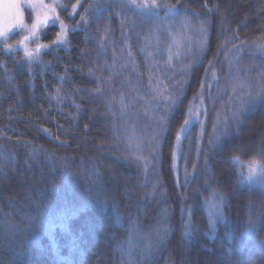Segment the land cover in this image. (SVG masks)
<instances>
[{"label": "trees", "instance_id": "trees-1", "mask_svg": "<svg viewBox=\"0 0 264 264\" xmlns=\"http://www.w3.org/2000/svg\"><path fill=\"white\" fill-rule=\"evenodd\" d=\"M80 2L87 7L92 0ZM158 2L176 4L177 0ZM206 2L208 7L213 3L220 5L231 30L239 32L241 39L264 43V33L258 28L264 24V0H180V10L169 12L163 21L175 35V42L161 36L159 44L155 36L145 40L143 32L139 38L135 31H124L122 35L121 18L114 12L109 18L112 9H102L99 18L92 19L87 28L74 29L80 16L69 17L68 12L77 0H61L58 5L68 8V12H64L62 7H57L61 19L69 27L67 43L59 46L49 43L60 30L59 23L49 24L39 41L27 42L31 49L36 43L49 44L41 50L39 58L32 61L31 71L23 48L17 45L5 49L0 39V152L3 153L0 165L11 177L10 181L0 179V225L6 221L19 224L23 217L20 204L25 200L24 190L31 188L32 195L36 196L49 181L55 185L48 193L49 206L59 211V215L68 217L66 222L57 223L51 232L29 236L27 241L22 239L23 233L13 235L12 231L0 229V264H121L122 257L127 264L129 255L139 259L135 241L129 243L127 240L129 216L138 214L141 230L148 232L155 223L157 211L165 203L162 200L165 193L157 191L149 195L151 182L147 187L142 186L143 176L137 180V167L130 163L135 159L132 152L137 151V145L138 154L148 156L147 140L154 127L153 106L157 104L152 99L157 77L161 89L168 85L164 95L180 93V103L169 113L173 123L169 145L163 149L165 163L161 170L162 187L168 197L166 203L172 209V231L168 235L167 249L157 254L155 264H165L166 260L181 264L184 259L188 264H264V226L245 235L247 203L251 199V215L255 218L264 204V196L260 195L258 185H244L241 175L242 165L252 161L258 166L264 165L257 148L264 132V107L257 104L245 112L241 122L231 126L230 134L222 136L220 144L209 151L206 165L203 155L199 157L198 170L193 169L192 160L197 159L195 141L201 124L192 123L187 129L182 143L191 156L185 164L177 155L176 164L181 183L185 168L189 174L187 194L192 205L194 229L190 237L183 235L181 224L179 193L182 189L176 187V173L169 172L171 146L176 143L174 134L183 121L201 107V120L207 132L199 139L207 149L217 111L223 121L225 117L230 118L227 108L238 103L235 100L232 105L224 103L228 95L220 94L216 84L217 79L221 84L228 79L225 73L235 41L215 55L224 36L214 22L210 26L211 49L205 54L197 52L195 47L198 21L194 13L200 12L203 16ZM99 3L104 5L110 0H99ZM78 12L82 13L83 8ZM31 15L26 11L25 23H31ZM164 15L162 8L160 16ZM184 18L190 22L188 28L183 27ZM23 34L14 31L9 39H19ZM189 37L192 39L191 52L187 51ZM250 64L259 66L264 64V59L258 52L243 55L238 65L241 73ZM236 67L233 66V73ZM201 80L205 82L203 88ZM209 80L212 81L211 89ZM97 88L102 92H96ZM210 93L213 98H209ZM121 97L127 105L123 118L120 116ZM159 103L162 107L163 102ZM205 109H208L207 115ZM113 125L119 131L114 130ZM241 145L243 150H240ZM33 153L35 159L31 158ZM49 153L55 157L54 162L45 158ZM117 156L120 158L116 159ZM94 160L102 162L101 179L95 184L91 168ZM206 169L218 184L205 183ZM218 186L220 191L227 193L225 211L231 223L217 222L212 231L208 227V203L205 201L215 198L213 189ZM234 186L238 190H234ZM97 192L106 203L91 202L90 197ZM9 198H14L15 203H10ZM188 218L186 211L184 219ZM113 234L117 239L112 238ZM121 239L124 240L122 247L118 243Z\"/></svg>", "mask_w": 264, "mask_h": 264}, {"label": "snow or ice", "instance_id": "snow-or-ice-1", "mask_svg": "<svg viewBox=\"0 0 264 264\" xmlns=\"http://www.w3.org/2000/svg\"><path fill=\"white\" fill-rule=\"evenodd\" d=\"M62 7L64 12H68L66 5H53L46 4L45 0H0V35H7L9 32H13L18 28H27L28 23H25L26 9H31V34L33 37L38 38L40 29L49 25L59 23L60 30L55 34V40L50 41V44L59 46L61 44L67 43V37L69 33V27L65 23L64 19H61V15L57 12V7ZM204 14L201 15L200 12H195L194 17L198 21V27L196 31L198 34V39L196 41L197 52H206L211 49V35L210 26L216 22L219 25L220 34L224 36V41L222 44L217 45L215 55H219L220 49L229 43H232L230 51L233 53L232 58L229 60V69L225 73L226 79L224 84H221L217 79L216 84L220 94H227L228 100L224 103L232 105L233 100L238 101L235 107H228L227 111L230 113V118L225 117L223 121L220 120V112L217 111V116L212 120V133L209 134L208 145L209 148H205L200 143L199 136H203L207 129L205 127V122L200 121L201 132L196 139V156L197 159L192 160L193 169H199V157L203 155V160L205 165L207 164L209 151L213 147L220 144L222 136H227L230 134V128L232 125L238 124L243 118V114L250 111L251 107L259 104L264 107V64L259 66L255 64L248 65L243 73L238 67L243 55H254L255 53H260L261 58L264 59V43H257L256 40L241 39L239 32L231 30L230 24L226 21V13L220 11V5L218 3H213L211 7H208L207 2L204 4ZM83 8V12H78V9ZM165 10V15L160 16V10ZM112 9L109 11V18L114 14L120 17V24L122 28V35L124 31H135L137 37L139 38L141 33H144L145 40L151 39L153 36L156 37L157 43L159 44L161 36L164 38H171L175 42V35L169 31V26L165 25L163 21L168 18L167 14L169 12H178L180 10V0H177L176 4H161L158 0H110V3L102 5L99 0H92L88 3L87 7L77 0V3L71 4V12H68V16L71 17L73 14H78L80 16L79 20H76L73 28H79L84 26L87 28L92 19L99 18L101 11ZM139 10V11H137ZM132 12V15H129ZM215 18V21H214ZM146 25V28L144 27ZM190 22L187 18H184L183 27L188 28ZM258 28L264 33V24L258 26ZM189 39V46L187 48L188 52L192 51V39ZM49 44L39 43L36 45L35 49L26 47L24 55L28 58L29 71H31L32 61L39 58V54L42 49L48 48ZM170 51V49H169ZM131 56V53L128 54ZM177 55H179L177 53ZM171 58V57H170ZM212 61H209V65ZM235 68V73H233V66ZM259 68V71L256 69ZM187 71V69H185ZM209 69L205 68V73ZM255 75L253 76V72ZM215 76V73H213ZM160 80L157 77V86L153 89L155 95L152 97L157 104L153 106L154 114L152 119L154 121V127L152 128L151 134L148 137V156L139 155L140 151L139 145H137V151H133L132 155L135 156L134 160H130V163H134L137 167V180H140V176H143V180L140 181L141 185L147 187L151 182V188L149 190V195L160 191L165 193L162 196V200L165 201L164 206L160 207L154 217L155 223L151 226L148 232H143L140 228V218L138 214H131L128 220V237L129 243L135 241V247L138 249V257L129 255L127 259V264H155V259L157 254L162 250L167 249L170 241L168 235L172 231L170 224V216L172 213L171 207L166 203L168 199L166 195V189L162 187V168L164 166L165 153L163 151L164 147L169 145L171 137V127L173 120L169 117V113L173 110L174 105L180 103V93H170L169 95H164V90L168 88V85H164V89L160 88ZM204 80H201V88L204 87ZM208 87L211 89L212 81H208ZM243 88H247L248 91H242ZM231 89V91H227ZM238 89H240L238 91ZM96 92H102L101 88L95 89ZM183 91L182 82L180 87V92ZM209 98H213L210 93ZM203 101V97H201ZM162 101V107L159 103ZM111 107V105H109ZM127 105L123 103V97H121V110L120 116L123 118L126 115ZM204 114H208V109L204 110ZM113 118H115V112L112 113ZM190 119L186 118L183 124L180 126L179 130L175 131L174 139L175 145L171 146V160L172 164L169 169L170 174L172 172L176 173V187L182 189L179 193L180 198V213H181V224L183 228V235L190 237L193 234V227L191 222L192 215V205L189 204V196L187 194V188L189 186V174L187 168L184 172V181L181 183L179 178V168L176 164L177 155L181 156L187 164L190 159V151H185L183 146V139L186 136L187 126L190 123ZM198 119V117H197ZM87 128L88 125H85ZM114 130L119 131L116 125H113ZM59 139V137H57ZM191 142V137H188ZM61 143H64L61 141ZM131 147V146H130ZM259 155L264 158V132L261 133L260 143L257 146ZM240 150H243V146H240ZM31 151V150H30ZM3 153L0 152V156ZM35 159V153L32 157ZM47 159L51 162L55 161V157L52 154H46ZM120 157L117 156L116 159ZM63 159V158H61ZM125 159H128L126 156ZM236 159V157H233ZM102 162L92 161L91 168L93 174V183H98L101 179L100 167ZM243 171V168H241ZM75 175L76 173H70ZM153 178L154 181H153ZM0 179L3 181H10V175L4 171V166L0 165ZM214 181V177L210 174V170L206 169L205 183L208 184ZM249 185L256 184L260 187V195L264 196V165H257L256 161H252L247 166V177L245 180ZM54 183L49 181L37 192L36 196L32 195L31 188H26L25 200L20 204L21 211L23 212V217L21 222L18 224L15 221H6L3 225H0V229L6 231H12L13 235L16 233H23L22 239L27 241L29 236L35 237L41 232H51V230L56 226L57 223H64L67 221L68 217L66 215H58L50 206L48 202V193L54 187ZM234 190L235 189L234 186ZM213 195L215 200L210 205V210L208 213V227L210 230L214 231L217 222L231 223L228 214L225 211V200L227 198V193L220 191L219 186L213 189ZM92 203H106V199L102 197L100 192H97L94 197H90ZM10 203H15L14 198H9ZM158 204L160 201L157 202ZM205 203H208L206 200ZM249 212L247 214V224L245 229V235L254 233L258 227L264 226V204L261 206L260 212L257 213L256 217L253 218L251 215L252 201L249 199L247 203ZM113 208L117 211V216L119 217V211L117 209L115 201H113ZM188 212L189 218L184 219L185 212ZM22 224V227H21ZM114 240L117 239L115 234L112 237ZM118 243L121 247L124 244V240H119ZM243 243V240H241ZM231 250V249H230ZM121 264H125L122 257ZM165 264H171L170 260H166ZM181 264H188L187 259L182 260ZM235 264V262H233Z\"/></svg>", "mask_w": 264, "mask_h": 264}, {"label": "clouds", "instance_id": "clouds-1", "mask_svg": "<svg viewBox=\"0 0 264 264\" xmlns=\"http://www.w3.org/2000/svg\"><path fill=\"white\" fill-rule=\"evenodd\" d=\"M48 26V25H47ZM43 27L42 29H40L39 31V34H38V38L36 37H33L32 34H31V23L28 24V27L27 28H18L17 30L23 32L24 34L20 36L19 39H15V40H10L9 39V35L11 32L7 33V35H0V38L3 39V47L5 49H11L13 48L14 46H21L25 52V48L28 47L29 48V45H28V41L32 40V41H39L41 39V33L43 32V30L47 27ZM39 44V43H36L35 44V47L36 45ZM35 47L33 49H35Z\"/></svg>", "mask_w": 264, "mask_h": 264}, {"label": "rangeland", "instance_id": "rangeland-1", "mask_svg": "<svg viewBox=\"0 0 264 264\" xmlns=\"http://www.w3.org/2000/svg\"><path fill=\"white\" fill-rule=\"evenodd\" d=\"M60 2H61V0H45V3H46V4H53V5H57V4H59ZM26 11L31 13V9H26ZM14 31H17V29H15ZM14 31H13V32H14ZM13 32H11L10 35H11ZM0 39H1V38H0ZM201 111H202V109H201V107H199L198 112L195 113V111H194V113H192V115H191V119H190V123H189L187 126H185L186 129H188L189 126L192 125V123H195V122L200 123V121H201ZM197 117H198V119H197ZM247 166H248V165H242V166H241V168H243V171H241V175H242V178H243L242 182H243L244 185H249L248 183L245 182L246 177H247ZM76 182H77V181L72 182V188L74 187V184H75ZM214 200H215V198L211 199V200L208 202V213H209V210H210V205H211V203L214 202ZM56 213L59 215L60 212L57 211ZM6 243H7V241H6Z\"/></svg>", "mask_w": 264, "mask_h": 264}]
</instances>
